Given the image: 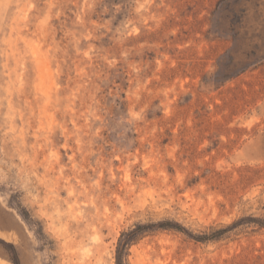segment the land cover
<instances>
[{
  "label": "rangeland",
  "instance_id": "rangeland-1",
  "mask_svg": "<svg viewBox=\"0 0 264 264\" xmlns=\"http://www.w3.org/2000/svg\"><path fill=\"white\" fill-rule=\"evenodd\" d=\"M15 259L264 264V0H0Z\"/></svg>",
  "mask_w": 264,
  "mask_h": 264
},
{
  "label": "trees",
  "instance_id": "trees-1",
  "mask_svg": "<svg viewBox=\"0 0 264 264\" xmlns=\"http://www.w3.org/2000/svg\"><path fill=\"white\" fill-rule=\"evenodd\" d=\"M133 233H136V231H133ZM124 236H125V235H124ZM130 240H131V239H130ZM130 240H129V241H130ZM129 241L125 243V247L128 246ZM123 243H124V242H122V244H123ZM125 249H126V248H125ZM14 263H15V264H20L19 261H18V259H15V260H14ZM120 264H124L123 261H121Z\"/></svg>",
  "mask_w": 264,
  "mask_h": 264
}]
</instances>
